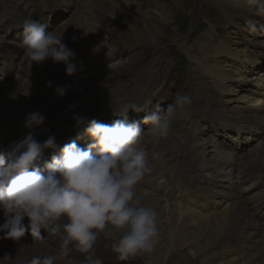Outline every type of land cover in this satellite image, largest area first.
I'll return each instance as SVG.
<instances>
[{
    "label": "bare ground",
    "instance_id": "bare-ground-1",
    "mask_svg": "<svg viewBox=\"0 0 264 264\" xmlns=\"http://www.w3.org/2000/svg\"><path fill=\"white\" fill-rule=\"evenodd\" d=\"M123 1L128 8L143 15H147L149 12L146 0ZM72 2L69 6L70 10L67 8L72 24L61 22L62 25L60 24L61 27L57 30V34L64 32L63 41L75 52L76 59L74 62L78 64V69L82 67V70H78L74 75L69 76L66 75L64 64L53 63L51 60L41 64L33 63L30 66L23 56V49L20 47L23 24L29 17H20L19 6L26 14L32 11L51 12L57 4L59 5V0H0V54H7L6 56L0 55V81L5 82L10 78L17 79L9 85L0 87V147L13 138V136H6L25 128L23 121L30 112L42 114L50 110L51 115L55 117L53 121L56 125L74 124L76 119L72 115L59 112L57 108L60 104L66 105L71 94L79 92V96L86 97L88 92L93 93V97L87 99L90 101L89 103L85 100L70 107L76 109L101 108L102 112L118 106H121L123 110H127L129 107L137 109L134 106L135 103L141 104L145 101H151L150 85H146L142 92L136 90L137 93L140 92L138 94L136 91L132 92V96L135 97L132 101H127L128 99L124 98L123 90H120V94L113 93L115 90L119 92L116 88L109 93H105L108 90H100L109 80H121L125 72L134 70L143 60V57L147 55L148 49L144 48L143 51H139L137 45L133 46L135 48L126 47L113 42L111 37L107 35V37H103L100 35V28H104L111 35L116 28L105 19L99 18V13L94 15L88 10L80 11L77 3ZM80 3L82 4V2ZM83 6H94V8L102 9L117 22L122 19V22H125L133 30V34L136 31L137 36L134 34V38L138 39V44L141 46L155 42L154 33L149 34L148 32L149 29H153L150 23L143 22V24L145 23L144 26L135 28L126 14L119 12L117 6L112 2L83 0ZM42 22L44 23L45 20ZM120 36L117 37L118 41L122 40ZM212 38L209 33L205 35L207 41H212ZM72 39L79 40L89 51L100 53L103 50L108 55L86 56L83 49L68 44L73 41ZM106 43L113 46H108ZM126 51H129L131 56L124 58ZM241 61L243 60L241 59ZM241 61L233 60L236 65H240ZM19 62L28 64L18 67ZM262 68H264L262 57L257 58L248 68L241 67V71L253 73L248 80L249 83L257 80L256 85L247 91L249 94L248 101L251 105L237 113L238 121L221 123L223 131L231 130L234 127L238 130V134H241L242 130H246L247 136H253L252 127L259 131L264 130V71L261 70ZM205 69L212 75L211 79H213L216 89L222 86L217 91L220 93L231 92L228 88L227 77L221 74L222 71L210 66ZM26 71L32 74L41 73L42 76L45 74V78L41 81L36 80L35 85L31 82H24L26 81L24 80ZM154 71H158V69L149 66L144 72L154 76ZM241 79L239 77L234 81L242 82ZM48 82H51V87L48 86ZM249 83L248 85H250ZM242 84H238L235 89L239 88L242 91L246 85ZM57 86H68L69 90L64 97L56 95ZM76 86L83 88L76 89ZM85 88H92V90ZM28 92H30L29 95ZM12 95L16 98H12ZM203 105L208 111L206 119L212 123L224 118V115L232 111L230 107L220 110L218 105L211 103L209 99H206ZM256 107H263L262 109L259 108L262 110L258 112L259 114L257 112L253 114L250 110V108ZM183 119V121H188L189 118ZM240 122L246 123L247 126H242L244 129L241 128ZM39 135L41 142L49 136H54L55 142L67 141V134L65 135L61 131L55 132L51 128L44 129V131L39 132ZM146 137L154 141L152 145H145L153 172L141 181L136 191L145 205L154 208L157 212L158 240L151 252L137 256L144 260L145 264H187L188 256L185 254L191 250L195 259H199V256L202 257L204 264H220L221 262V264H264V220H261L264 196L250 197L252 188L253 190L264 188V137L259 145L243 154L240 161L237 159V146L235 149L233 147L229 149V147L223 148L217 145L216 150L211 151L203 145V141L199 145L198 140H195L190 148L192 157L190 158L189 170H182L176 166L175 162L184 153V150L181 142L173 137L171 132L168 137L162 139L154 138L148 133ZM230 150H232L231 154L229 153ZM46 151L49 153L51 149ZM157 153L161 160L158 166L154 164L156 159H152L153 155ZM224 169H229V173H222ZM41 170L43 171L44 167ZM156 178H164L171 183V187L161 190L168 205L157 191L159 186L154 181ZM108 231L112 230L108 229ZM51 238L55 243V252L57 253L60 250V241L52 235ZM30 240L31 238L27 237V232L18 242L10 239L7 242L9 251L15 253L16 250L12 248L13 246L20 247L21 243ZM103 240L105 243L106 240L111 241L102 232L93 248L95 255L101 252L102 243L100 242ZM0 248V258H3L5 254L10 256L9 251L3 248L1 241ZM21 252L23 255V248ZM81 254L83 253L72 250L69 257L61 261V264H79ZM120 264L129 263L120 261ZM198 264H200V260Z\"/></svg>",
    "mask_w": 264,
    "mask_h": 264
},
{
    "label": "clouds",
    "instance_id": "clouds-1",
    "mask_svg": "<svg viewBox=\"0 0 264 264\" xmlns=\"http://www.w3.org/2000/svg\"><path fill=\"white\" fill-rule=\"evenodd\" d=\"M259 11L264 13V4ZM246 24L247 30H256L252 22ZM45 29V24L31 18L23 24L20 47L30 66L51 60L64 64L69 76L82 70L74 62L75 52L63 41L64 32ZM68 90V86H57L55 93L64 97ZM191 104L189 95L178 93L166 108L147 113L142 121H87L83 131L91 143L86 147L75 140L59 146L54 136L39 142L29 131L18 142L0 148L3 238L18 242L28 230L34 236L43 230L60 241L56 254L33 255L23 264H61L72 250L85 254L86 264H102L92 251L102 232L112 240L111 251L119 261L151 252L158 240L157 212L146 206L136 191L153 172L143 141L146 133L157 139L168 137L178 114L189 118L186 110ZM74 118L83 122V118ZM44 120L41 113L30 112L23 127L31 130ZM141 123L150 128L142 130ZM47 149H52L53 155L42 171L39 165ZM152 159H159V154ZM5 261L20 264L8 254L0 258V264Z\"/></svg>",
    "mask_w": 264,
    "mask_h": 264
},
{
    "label": "rangeland",
    "instance_id": "rangeland-1",
    "mask_svg": "<svg viewBox=\"0 0 264 264\" xmlns=\"http://www.w3.org/2000/svg\"><path fill=\"white\" fill-rule=\"evenodd\" d=\"M70 1H73L72 3H77L79 6L78 10L80 11L88 10L94 15L99 13V18L105 19L108 23H111H109L110 25H113L116 28V30L113 31V35H111L104 28L99 27L100 35L103 37H111L110 39H112L113 42L125 45L126 47H133L137 45L139 51H143L144 48L148 49L147 55L143 57V60L135 67L134 70L125 72L121 80H109V82L102 86L100 90H108L105 93H109L115 88L119 90V92H116L115 90L113 92L114 94H120V90H123L124 98H126V100L128 99L127 101H132V99L135 98L132 96V92L136 91L133 88L134 84L144 86L150 85V90H152L150 96H152V98L151 101H147L150 103V106H148L150 111L154 108L157 110L160 108H166L168 104L173 102L175 95L178 93L182 94L181 92H183L184 94H187L191 97L192 104L186 110L190 113L188 121H183L184 116L182 114H178L173 127L174 130L172 135L176 137L179 142H181L184 150V153L175 162L177 167L182 170H189L188 159L191 157L190 147L192 145V140H195L196 138L200 145L202 144L200 142L203 141V145L207 146L209 149H211V151L216 150L217 145L215 141L224 143L225 147L230 144L233 145V143L234 145L239 144V146L243 144L247 146L245 149H248L249 151L254 146L261 143V141L257 140L256 138L255 140H248V142H246L245 136L241 137L235 132L228 131L226 133H217L216 127L219 126V121L214 122L211 125V121L206 119L208 111L203 104L198 102L200 97L198 90L202 92H209L212 90V99L214 102L211 103H216L220 110L230 107L232 111L227 114V116L230 118H236L237 112H240L245 107L251 105V103L248 101L249 94L247 91L256 85L257 80L253 83H249L250 81L248 80L250 77H252L253 73H245L241 71V67H250L252 63L259 57L264 59V34L260 35L258 32L246 31L244 25L246 24V21L252 16L258 15L264 17V13L259 11V7L261 4H264V0H146L148 3L147 7L149 9L147 15H143L140 12H136L133 9L128 8L125 4V1L123 0H107L116 5L119 12L126 14L128 20L132 21L135 28L142 27L145 25V23H150L152 25L153 29H149L148 32L149 34L154 33L153 39L155 42L153 44H148L147 46H141L138 44V39L134 38V34L137 36L136 31H134L133 34V30H131L130 26L125 22H122V19H119L117 22V20L112 18L102 9L97 7L94 8V6H83V0H59V12L57 11V14L55 13V15L51 14V18L49 16L50 13L44 12V18L51 20L49 21L50 23L48 25L50 31L54 29L59 30L63 22H70L72 24L69 19L70 13L67 11V8L70 10ZM79 1L82 2V4ZM143 22L145 23L143 24ZM207 33L212 35V41H207L205 39V35ZM119 35H121V41L117 40ZM72 40V45L83 49L86 56L100 57L102 55H108L103 50H101L100 53L89 51L83 43H80L79 40ZM107 45L113 46L110 44ZM171 51L184 54L188 61L191 62L187 72H183V68L177 67L176 62H173L174 59L170 55ZM0 55L3 56L7 54L3 53ZM128 56H131V54L129 51H126L124 58ZM162 56L166 58L162 60L168 61V66H166L165 71L163 72V77L160 76L159 79L156 78V71H154L153 77L148 74L146 80L147 82L141 81L137 83L138 74L140 75L141 79H143L146 73L142 71H145V69L149 66L155 67L158 62H161L160 58ZM156 57L159 59L154 60ZM241 59L243 61H241ZM233 60H240L242 63L240 65H236ZM19 64L17 66L21 67L28 63L19 62ZM171 65H174L172 70L170 69ZM207 66L222 71L221 74L227 77L229 85L228 88L231 91L230 93H220V91H217V89L221 88L222 86H219L216 89L214 81L212 83V75H210L205 69ZM261 70L264 71V68ZM36 77L37 75L27 74V77L24 78L26 81H23L27 83L31 82V84H33L32 81L36 80ZM239 77L242 78V82L234 81V79ZM15 79L16 78L7 79L4 83L0 81V87L9 85ZM152 80H154L155 83ZM248 83L250 85H248ZM238 84L246 85L241 91L239 88L235 89ZM85 89L92 90V88ZM91 96L93 97V93L88 92L86 95L87 99ZM206 99L207 98L203 99L202 102H204ZM89 102L90 101H88V103ZM90 111L97 112L99 109H89L88 107L83 109H76L75 107L66 108V114L70 116L72 115V117H82L88 115ZM110 112H113V109L103 110V112L96 113V115L107 114ZM130 112L134 113V111ZM58 128L59 131L65 135L69 133L71 137L78 136L77 130L79 128L72 129V125H58ZM241 128L243 127L241 126ZM231 130H236L238 133V130L234 127L231 128ZM258 131L259 130L256 129L253 130L252 134H257ZM241 134L246 135V130H242ZM260 134L262 135L263 133ZM263 136L264 135H262V137ZM150 140L153 139L148 138L145 143H148ZM246 153L247 150L244 151V154ZM154 163L158 164L160 161L155 160ZM228 172L229 169H226L224 173ZM160 181L162 184L159 183ZM164 181L165 183H163ZM155 182L159 186V189L171 187V183L167 182L164 178H156ZM263 192L264 189H257L252 193V195L254 193L263 195ZM162 199L168 205L166 199L164 197H162ZM34 241L27 243L34 246L33 253L39 248L38 244ZM104 241L105 240L100 242L102 243L101 252L98 253V255L94 254V258H100L102 264H120V261L111 251V244H108L109 242H112V240H106V243ZM185 255L188 256V259L186 260L187 264H198L199 260L200 264H204L202 262V257L199 256V259H195L191 250H189ZM125 262L129 264H145V261L138 256L126 260ZM83 263H86L85 254H81L79 261V264Z\"/></svg>",
    "mask_w": 264,
    "mask_h": 264
},
{
    "label": "trees",
    "instance_id": "trees-1",
    "mask_svg": "<svg viewBox=\"0 0 264 264\" xmlns=\"http://www.w3.org/2000/svg\"><path fill=\"white\" fill-rule=\"evenodd\" d=\"M187 27H188V25H187ZM177 58H178V60H179L180 63L185 62V58L183 56H178L177 55Z\"/></svg>",
    "mask_w": 264,
    "mask_h": 264
}]
</instances>
